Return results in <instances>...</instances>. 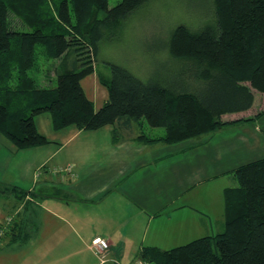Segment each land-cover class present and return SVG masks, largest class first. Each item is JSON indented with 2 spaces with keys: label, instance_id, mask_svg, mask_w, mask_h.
<instances>
[{
  "label": "trees",
  "instance_id": "obj_1",
  "mask_svg": "<svg viewBox=\"0 0 264 264\" xmlns=\"http://www.w3.org/2000/svg\"><path fill=\"white\" fill-rule=\"evenodd\" d=\"M149 1L122 0L109 8V0H0V133L18 150L45 146L49 141L35 125L43 113L52 115L55 130L75 125L90 131L122 121L164 129L161 138L139 136L147 143H178L241 123L222 117L249 111L256 94H264V0H214L215 28L192 34L181 25L173 31L169 52L189 63V85L143 82L112 64L111 79H100L108 100L95 110L82 80L95 72L99 43L105 31ZM10 13L28 29L11 30ZM39 46L48 60L72 58L55 66L56 87L39 86L30 74ZM263 115L264 106L244 121ZM235 175L240 187L225 192L222 233L170 250L146 247L139 259L149 264H264V159L240 166Z\"/></svg>",
  "mask_w": 264,
  "mask_h": 264
},
{
  "label": "crops",
  "instance_id": "obj_2",
  "mask_svg": "<svg viewBox=\"0 0 264 264\" xmlns=\"http://www.w3.org/2000/svg\"><path fill=\"white\" fill-rule=\"evenodd\" d=\"M95 93L99 110L108 94ZM256 121L173 144L140 140L135 121L55 130L50 113L35 117L45 146L18 150L0 133V184L27 193L0 194V264H102L90 248L98 237L110 244L105 264H135L143 248L217 236L235 171L264 159V115Z\"/></svg>",
  "mask_w": 264,
  "mask_h": 264
},
{
  "label": "rangeland",
  "instance_id": "obj_3",
  "mask_svg": "<svg viewBox=\"0 0 264 264\" xmlns=\"http://www.w3.org/2000/svg\"><path fill=\"white\" fill-rule=\"evenodd\" d=\"M121 1L109 0V8L117 6ZM213 5L214 0H150L137 9L122 24L110 31H105L99 43V54L94 64V75L87 77L83 82L87 96L90 97L92 93H95L97 87L94 83L97 81L99 83L98 90L95 93L96 99H103L108 94L106 87L100 83V79H111L112 64L127 69L143 82L156 80L173 86L189 85V63L173 59L168 45L173 31L178 26H186L192 34L202 33L207 26L215 28L216 17ZM105 14V12H101L99 16L104 17ZM9 26L13 31L28 29L24 21L13 13L9 14ZM37 53L38 63L30 73L31 76L36 78L39 86L56 87L55 66L59 62L64 63L71 56L66 57L63 61L48 60L41 46L38 47ZM73 57L75 58V56ZM77 58L82 60L84 55H78ZM186 72L189 75L187 77ZM181 73L185 74L181 76ZM263 106L264 94L257 93L256 102L249 111L236 115H226L222 117V120L229 122V124L236 120L241 123L245 122L244 120L256 115ZM252 121L254 126L259 125L256 120ZM143 124H145L146 130L142 131H145L146 135H156V137L165 135L163 128H152L144 121ZM148 130H153V132H148ZM6 187L0 185V194L11 193L19 199H23L27 194L26 192H18L17 194L16 190ZM21 194L24 196H21ZM3 202L11 205L8 212L9 215L16 211L12 209L11 195L8 196V199H3ZM14 202L17 204V199H14ZM10 220L12 221L13 217L7 221Z\"/></svg>",
  "mask_w": 264,
  "mask_h": 264
},
{
  "label": "built area",
  "instance_id": "obj_4",
  "mask_svg": "<svg viewBox=\"0 0 264 264\" xmlns=\"http://www.w3.org/2000/svg\"><path fill=\"white\" fill-rule=\"evenodd\" d=\"M91 250L99 257L102 264L106 263V253L110 249L109 241L104 238H95L90 244ZM135 264H149L148 262L138 259Z\"/></svg>",
  "mask_w": 264,
  "mask_h": 264
}]
</instances>
